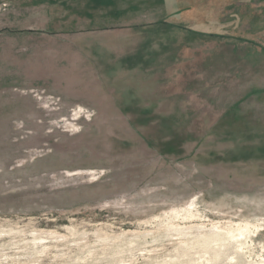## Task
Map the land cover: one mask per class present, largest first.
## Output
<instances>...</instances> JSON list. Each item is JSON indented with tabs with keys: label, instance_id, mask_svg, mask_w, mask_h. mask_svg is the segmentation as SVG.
Instances as JSON below:
<instances>
[{
	"label": "rangeland",
	"instance_id": "obj_1",
	"mask_svg": "<svg viewBox=\"0 0 264 264\" xmlns=\"http://www.w3.org/2000/svg\"><path fill=\"white\" fill-rule=\"evenodd\" d=\"M263 5L0 0V264H264ZM100 30L209 69L128 101L64 52Z\"/></svg>",
	"mask_w": 264,
	"mask_h": 264
},
{
	"label": "crops",
	"instance_id": "obj_2",
	"mask_svg": "<svg viewBox=\"0 0 264 264\" xmlns=\"http://www.w3.org/2000/svg\"><path fill=\"white\" fill-rule=\"evenodd\" d=\"M253 13L249 21L264 26V5ZM109 32L110 30L96 31L88 36L87 44L81 42L79 46L74 47L66 44L64 52L72 53L74 59L81 62L75 64L79 68L82 66L90 69L92 66L102 71L110 70L109 73L98 70L97 75L89 71L86 80H89V84H96L98 81L107 93L116 94L121 89L128 101L156 102L161 99L160 93L166 90L160 88L163 84L159 68L171 73L165 76L168 80L165 84L185 87L184 90L174 88V92H193V86L189 84L193 71L198 70V67L200 71L209 69V54L193 52V37L185 33L183 39L178 38L179 44L183 45L179 52L176 48L178 40L173 44H168V52H163L161 41L157 39L158 44H156L153 36L152 40L142 41L143 44L149 42L147 46L140 45L141 47L139 46L135 52L128 53L125 50L129 48V42L127 38H123L127 34L120 33L119 30L113 34ZM201 43H203L202 37ZM167 46L163 45L164 48ZM85 59H88V64L84 63ZM162 60H164L163 63ZM72 74L75 76L74 73ZM55 77L59 79L66 76L57 73Z\"/></svg>",
	"mask_w": 264,
	"mask_h": 264
},
{
	"label": "bare ground",
	"instance_id": "obj_3",
	"mask_svg": "<svg viewBox=\"0 0 264 264\" xmlns=\"http://www.w3.org/2000/svg\"><path fill=\"white\" fill-rule=\"evenodd\" d=\"M81 109L80 110H76V113L74 114L76 117L74 119H78L79 115H80Z\"/></svg>",
	"mask_w": 264,
	"mask_h": 264
}]
</instances>
